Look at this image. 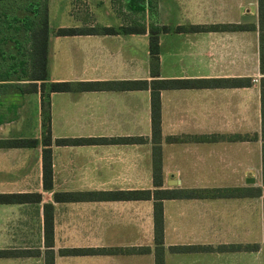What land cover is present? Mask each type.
I'll list each match as a JSON object with an SVG mask.
<instances>
[{
    "label": "crops",
    "instance_id": "0c3cea01",
    "mask_svg": "<svg viewBox=\"0 0 264 264\" xmlns=\"http://www.w3.org/2000/svg\"><path fill=\"white\" fill-rule=\"evenodd\" d=\"M81 2L82 15L74 14L69 23L53 26L49 19V81L153 79L148 30L124 33L131 21L116 0ZM158 4V22L169 28L159 34L158 78L236 81L160 90L161 188L243 190L225 197L163 198L164 264H264L260 93L264 73L259 59L258 0H158ZM190 25L197 29L175 31ZM68 27L114 31L56 34ZM24 95L32 96L33 125L23 130L25 97L15 101V116L6 122V105L13 102L0 96V140L41 138L39 93ZM50 115L52 190L43 189L42 145L0 147V194H41L39 202L0 203V249L38 251L2 257L0 264H45L49 249L54 264H155L154 198L111 197L116 191L155 189L150 90L52 92ZM140 136L146 139L142 143L55 142ZM258 189L260 194L252 196L251 191ZM54 192H80L83 199L56 201ZM49 212L51 247L44 238ZM246 244L259 248H229ZM63 249L91 252L67 255Z\"/></svg>",
    "mask_w": 264,
    "mask_h": 264
},
{
    "label": "trees",
    "instance_id": "16d2710c",
    "mask_svg": "<svg viewBox=\"0 0 264 264\" xmlns=\"http://www.w3.org/2000/svg\"><path fill=\"white\" fill-rule=\"evenodd\" d=\"M122 14L129 18L131 26L123 28L124 33H144L148 30V62L149 71L153 79H139L135 81L113 82H50L48 78L49 55V0H0V95L22 96L24 94L39 93L41 138H11L0 140V147H37L42 145V184L44 190H52V160H51V134H50V94L61 91H84L103 89H149L150 90V117H151V143H152V171L155 189L137 191H116L111 197H128L129 199L154 198V243L155 264H164L163 248V198H213L233 196L243 191L240 188H182L162 189V158H161V115L160 90L167 88H193L207 85H221L224 83L236 84L235 80H201V79H161L159 61V34L169 28L158 22L160 8L158 0H116ZM259 18V59L260 71L264 73V0H258ZM146 19L148 24H146ZM212 28V27H211ZM196 26H181L175 31H195ZM112 28L96 27L89 30L68 27L56 31L58 35H75L91 32L96 34L113 33ZM261 136L264 140V77L261 78ZM6 109V122L12 121L15 116L17 104L8 103ZM237 137V136H235ZM234 137V138H235ZM191 139H207L205 136L190 137ZM171 139V138H170ZM146 139L140 137L118 138H61L56 139L57 144H83L90 142H121L142 143ZM262 171L264 183V144L262 148ZM258 196L260 190L251 191ZM56 201L82 200V194L74 192H54ZM40 193H14L0 194V203L39 202ZM51 207L50 204L45 207ZM44 238L47 247L53 244L52 214H45ZM232 249L258 250V244L230 245ZM176 249L185 250L188 247ZM146 250L140 248V252ZM63 254L75 255L91 252L90 249H63ZM264 252V246H263ZM38 251L25 249H0V258L37 255ZM45 264H54L53 251L48 250Z\"/></svg>",
    "mask_w": 264,
    "mask_h": 264
},
{
    "label": "rangeland",
    "instance_id": "374dc122",
    "mask_svg": "<svg viewBox=\"0 0 264 264\" xmlns=\"http://www.w3.org/2000/svg\"><path fill=\"white\" fill-rule=\"evenodd\" d=\"M82 0H49V19L53 26L60 23H69L72 21L74 14L82 15ZM71 12V13H70ZM2 96V95H0ZM25 97L22 114L25 117L22 124L23 130H28L34 123L35 108L31 95H22ZM18 96H7L6 101L15 103ZM17 102V101H16Z\"/></svg>",
    "mask_w": 264,
    "mask_h": 264
},
{
    "label": "water",
    "instance_id": "95a60500",
    "mask_svg": "<svg viewBox=\"0 0 264 264\" xmlns=\"http://www.w3.org/2000/svg\"><path fill=\"white\" fill-rule=\"evenodd\" d=\"M247 18H250V21H254V17L253 16H247Z\"/></svg>",
    "mask_w": 264,
    "mask_h": 264
}]
</instances>
